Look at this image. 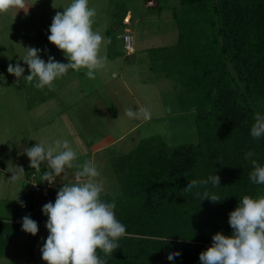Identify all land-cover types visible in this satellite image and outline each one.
Returning <instances> with one entry per match:
<instances>
[{"label": "rangeland", "instance_id": "374dc122", "mask_svg": "<svg viewBox=\"0 0 264 264\" xmlns=\"http://www.w3.org/2000/svg\"><path fill=\"white\" fill-rule=\"evenodd\" d=\"M147 1L155 5L146 6ZM70 2L25 0L24 9L0 13V221L11 227L10 233L18 231L8 245H0V264H44L40 249L48 236L45 219L36 221L39 230L35 236L21 230L25 215L33 219V209L25 200L32 171L25 148L68 139L78 153L76 162L92 160L100 171L101 198L113 201L121 191L126 157L140 141L160 136L173 147L197 140V95L177 75H168L170 63L164 58L178 40L173 15L180 9L179 0H89V7L97 13L94 30L111 39L110 44L101 45L100 54L107 57V64L96 70V79H88L86 69L69 70L54 82L52 91L37 89L35 81L23 79L29 75L22 61L23 48L41 49L40 58L45 62L49 56L68 62L47 37L53 17ZM128 15L126 24L123 21ZM124 33L133 37L131 56L122 49L120 36ZM17 63L25 68L19 80L7 72L9 64ZM258 104L264 115V99ZM139 107L150 111L149 120L126 116V109ZM9 164L23 168L19 180H11L15 170ZM41 165L45 170L36 171L42 176L48 169L46 162ZM75 171L65 169L57 180L54 198L65 183L75 182Z\"/></svg>", "mask_w": 264, "mask_h": 264}, {"label": "trees", "instance_id": "16d2710c", "mask_svg": "<svg viewBox=\"0 0 264 264\" xmlns=\"http://www.w3.org/2000/svg\"><path fill=\"white\" fill-rule=\"evenodd\" d=\"M179 4L173 15L178 40L164 58L168 75H177L197 95V140L169 147L152 136L128 154L119 195L104 200L115 202L116 218L127 232L107 264H201L199 254L211 246L213 235H232L229 213L242 197L264 195V185L249 179L252 159L264 165V137L250 135L264 99V0ZM248 151L255 155L246 160ZM215 174L219 187H206L219 202L202 200L204 187L183 191L188 182ZM25 200L32 209L29 191ZM32 214L35 221L44 220ZM9 227L0 221V245L17 235ZM177 251L180 255L169 261Z\"/></svg>", "mask_w": 264, "mask_h": 264}, {"label": "clouds", "instance_id": "9594fccd", "mask_svg": "<svg viewBox=\"0 0 264 264\" xmlns=\"http://www.w3.org/2000/svg\"><path fill=\"white\" fill-rule=\"evenodd\" d=\"M11 8L24 9L25 0H0V13ZM96 10L89 7V0H71L55 14L48 29V42L63 53L67 63L56 61L49 56L47 62L40 58L41 49L23 48L22 61L27 65L29 75L23 77L25 68L19 63L9 64L7 72L19 80L23 77L33 82V87L50 91L55 89V81L66 75L69 70L86 69L85 75L90 80L96 79V70L103 69L107 57L100 54L101 45L111 43L93 28ZM46 52V50H44ZM130 119L151 118L145 107L137 110H125ZM253 139L264 137V115L259 112L254 116L250 128ZM30 161L31 169H40L46 162L47 171L42 179L51 185L65 169L75 168V182L65 183L57 192L55 202H48L42 207L47 217L45 224L48 236L40 249L44 264H107V257L119 248L118 241L124 237L126 226L115 215V202H106L101 198L104 186L99 177L100 171L92 160L77 163L78 153L66 138H58L53 143H35L24 149ZM255 155L248 151L245 159ZM253 170L249 179L255 184L264 185V165L251 160ZM11 180H19L24 174L22 167H14ZM219 187L220 177L211 175L205 180H192L187 183L185 192L204 187L203 199L219 202V196L210 194L207 185ZM197 196L201 193L197 192ZM21 206L24 204L21 201ZM228 224L233 230L231 236L217 232L212 236V244L199 254L201 264H264V195L253 198L244 195L235 210L229 213ZM26 234L35 236L38 224L30 215L22 218V229ZM103 253V256L100 255ZM180 252L167 256L169 261L178 257Z\"/></svg>", "mask_w": 264, "mask_h": 264}, {"label": "built area", "instance_id": "2783aa9c", "mask_svg": "<svg viewBox=\"0 0 264 264\" xmlns=\"http://www.w3.org/2000/svg\"><path fill=\"white\" fill-rule=\"evenodd\" d=\"M155 3L153 1H147L146 6L153 7ZM124 23H129V15L124 18ZM123 40V52L126 56H131L134 53V41L133 37L129 33H124L120 36ZM65 175L64 173L61 176ZM60 177V176H59ZM59 177H56L55 181L49 185L42 179L41 175H38L36 170H32L28 176V191L32 198V209L33 212L41 216L47 221V217L42 213V207L48 202H55L54 194L55 188L58 184L57 180ZM75 180V175H74ZM44 221V222H45Z\"/></svg>", "mask_w": 264, "mask_h": 264}, {"label": "crops", "instance_id": "0c3cea01", "mask_svg": "<svg viewBox=\"0 0 264 264\" xmlns=\"http://www.w3.org/2000/svg\"><path fill=\"white\" fill-rule=\"evenodd\" d=\"M92 151H93V150H92ZM94 151H95V150H94ZM94 151H93V152H94Z\"/></svg>", "mask_w": 264, "mask_h": 264}]
</instances>
